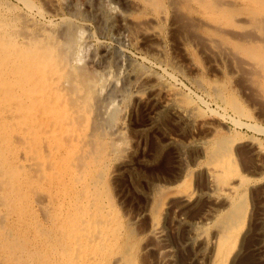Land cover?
<instances>
[{"label":"rangeland","instance_id":"1","mask_svg":"<svg viewBox=\"0 0 264 264\" xmlns=\"http://www.w3.org/2000/svg\"><path fill=\"white\" fill-rule=\"evenodd\" d=\"M36 2L42 5L45 14L49 18L55 19V21H58L57 19L61 16L70 19L72 28H74L72 34L76 32L74 36L72 35V39L79 47V59L80 61L82 60L79 62L80 69H82L80 77L82 78L77 77L78 82H74V85H72L73 91L70 92V89H68L66 92L64 90L65 93H84L85 81L90 77H95V75L96 77L103 76L106 79L115 80L117 89L119 88L122 91L126 89L128 92L132 88L126 84H128L129 80L134 79L131 76H137L136 73L138 71V73H141L144 70H146L145 77L147 78L148 76L149 78L145 80L146 78L144 77V80L140 79L141 81L139 80V82H150L151 78L163 75L161 82L172 84L174 80L167 75L171 72L177 76L178 82H180L175 86L176 91L186 96L189 89H191L189 91L192 92V98L190 97V100L195 104L196 109L201 115L207 113L205 120L200 119L201 117L199 119L201 122L204 121L203 123L208 122L217 131H204L207 127H202L201 122H199L200 124H196V127L199 129L195 131L192 129L194 126H185L165 112L161 113L155 125L156 127L154 126L152 128L148 125L150 122V112L154 106L152 100L147 97V94L144 95L146 99L145 97L140 98V100L139 98H131L128 108L121 112L122 115L119 113L113 123V129L122 131L123 133L125 132L129 155L128 162L117 165L105 153L111 149L109 141L113 137L110 134L112 130L102 125L98 128L94 127L93 115L89 111L87 112V102L80 98L77 100L78 106L75 107V110L78 109V115H80L77 118H86L87 116V122L84 123L85 125L83 124L82 128L83 135L87 137L93 134L95 141L92 145L87 141L79 142L81 144L80 146L82 144H85V146L83 145V149L79 148L77 152V150L73 151L70 146L68 148L66 137L60 135L58 137L57 135L52 139L55 148H53L55 152L53 155L55 158L53 160L58 162L56 165L61 164L60 168L66 166L67 168H71L72 165L70 162L73 156L79 153L84 165V170L81 173L82 177L80 178L81 174L77 177L73 175H65V177H62V175L59 176L58 172L60 168L50 164H46L41 170L38 169L33 172L22 171L21 169L19 171L17 163L21 158H18L13 151L11 152L7 140H4L7 139L6 132L1 127L2 124H0V188L2 189V192H0V264H70L71 256L78 253L81 254L85 264H91L86 261L87 255H93L96 258L93 264H116L115 260L117 259L120 264L128 261L131 264H153L155 255L152 253H147L146 255L142 250V244L151 242L147 236V230L153 220H160L159 222L166 228H171L175 224L173 207H169V203L167 202L177 195L176 190L171 187L173 185L169 186L168 183L175 180L181 174L182 162L180 161L178 152L181 148L186 152L188 167L193 172L192 179L190 180L192 187L205 188L207 173L212 172L216 162H210L208 159L209 156L207 157L199 148L190 145L186 141L191 137H200L207 145V141L217 132L219 133L218 135L226 139V142L235 140L233 146L234 152L231 150L232 158L229 160L230 169L227 175L224 176V182L233 185L240 178L250 180L248 187L241 190L242 192L237 197V202L240 200L245 201L247 211H249L247 217V232L243 238V241H246L243 244L245 248H243L244 250L239 259L244 264H254L259 254L256 251L257 247L253 249V246L264 240V219L259 220L260 217H264V134L255 133L246 128H237L231 123H224L225 125H222L223 123L217 122L218 119L210 116V112L205 111L206 108L197 101L196 97L203 96L202 98L207 100L213 109H217L216 104L218 102L222 104H226L227 102L230 109L236 110L242 120L251 123L254 122L253 124L264 127V0H164V2L163 0H154L151 3H148L147 0H129V2L128 0H36ZM181 5L185 6V8ZM176 6L177 8L181 6L179 9L183 8L184 10H179ZM16 7L18 8L19 6L14 0H0V76L5 69H10L14 75L17 74V72L14 73L15 70L19 69L20 73L17 75V82L20 83L21 74L29 73L32 77L36 73L34 67L37 62L41 63L47 60L48 55L53 51V41L44 38L43 35L31 33L26 38V42L30 44L25 43L26 46L19 45L21 53L26 51V59L14 55L19 48L12 49V54H10L8 51L10 46H7L8 40L3 37L4 28L1 24H4L6 19L9 21L14 17L12 14H15ZM182 11L184 12L183 14ZM123 15H128L130 21L125 22L123 20L124 22H122ZM104 16L108 17L104 19ZM146 20L149 21V25L146 24L148 23ZM137 21H145V23L135 25L134 23H137ZM128 23L133 26H130ZM137 26L140 27L137 28ZM143 29H146V31ZM139 30L141 31L139 32ZM154 30L159 31L160 35L157 37L154 36L153 38L152 32ZM79 31L80 33H78ZM45 33L49 34L48 32ZM35 35L36 37L34 38ZM133 35L135 36L133 37ZM202 35H206V39ZM207 37L214 40L209 41ZM96 39L99 40L96 41ZM11 41L14 42L13 40ZM34 44L40 45L43 49L41 51L37 48L35 49ZM4 45L7 46L5 50L3 49L5 48ZM12 45H16V43L14 42ZM122 49L126 52L122 51ZM223 51H228V54L227 52L223 54ZM8 58H12L13 62L17 64L5 67L9 63ZM147 59L149 62H147ZM158 60L161 61L159 62ZM248 60L256 63L255 68H253L254 71L246 67L245 63ZM139 61L141 63L143 61V64ZM53 68L56 67L48 66L46 71H53ZM57 68L59 69V67ZM89 70L91 71L89 72ZM148 70L149 72H147ZM13 74H10V76L4 75L2 79L0 78V100L2 104H4L5 100L9 103L8 105H13L16 102L14 95H9L8 97L9 88L12 85L5 86L2 84L3 82H11L10 79L13 77ZM23 76L25 77V75ZM157 95L162 97L160 94ZM116 104H119V102ZM42 109L38 107V110ZM58 109L61 110L62 107L60 106ZM83 114L85 115L83 116ZM170 134L184 141L180 147L175 143L169 142L168 135ZM2 136L3 138H1ZM97 140L98 142H96ZM103 145L104 147L102 148ZM97 149L104 152L105 155L103 156L105 159H102L103 161L94 160V153H97ZM48 160L46 161L48 162ZM87 160L89 161L87 162ZM197 160L201 162L199 171H197V167L193 163L197 162ZM91 164L93 165L91 166ZM21 173L23 174L21 175ZM156 183L158 184L156 185ZM35 185L39 187L36 188L34 187ZM11 186H15L14 192H11L9 188ZM157 186L161 190L160 195L156 191L158 190ZM83 189L87 191V195L82 193ZM34 191L37 195L34 194ZM252 192L254 193L252 194ZM97 193L98 195L95 196ZM233 195L234 193L225 188L224 191L215 193L214 197L222 201L225 197H232ZM161 196L164 199L162 204H160ZM82 202L88 203L94 208L98 205L114 207V210L108 209L114 213V217L111 216L113 228L110 230L103 228L105 230L103 232L106 237L112 240L115 235L118 236V239L116 241L108 240L109 243H106L108 245H106V249L103 251L102 247L95 248V246L91 245L88 246L89 249L73 246L72 230L74 226L71 227L68 223V218L78 214L77 209ZM29 203L33 204V206L31 207L32 210L27 212ZM196 203L195 208L189 211V217L191 218H196L200 214L206 201L202 199ZM72 211L75 213L74 216ZM138 216L142 219L140 220ZM208 220L207 222L204 220V222L202 221L198 224L202 227L198 225L197 227L199 230H206L210 237H212L214 230L212 229L214 228L213 219ZM173 230H176L175 232H178V235L175 236L176 238L172 237V239L175 241L179 240L178 238H181L183 235V227H176ZM97 242L100 245L103 243L102 239L95 243ZM139 244L140 246H138ZM262 252L264 253V250ZM188 256V252H182L180 250V263L194 264L193 262L189 263L191 260H188ZM103 259L105 261H102ZM208 263L206 261L204 264Z\"/></svg>","mask_w":264,"mask_h":264},{"label":"bare ground","instance_id":"2","mask_svg":"<svg viewBox=\"0 0 264 264\" xmlns=\"http://www.w3.org/2000/svg\"><path fill=\"white\" fill-rule=\"evenodd\" d=\"M14 1L19 6L18 8L16 7L17 10L15 11V14L14 13L12 14V16L14 15V17L9 21H8V19H6L4 21V24H1V26L3 25V28H4V31H3L4 36L3 37H5V39L8 40L7 46H10L8 49L9 53L12 54V52H11L12 49H18L19 48L17 50V52L15 54L14 53L13 54L18 56L19 58H25L27 56L26 51L24 53H21V49H20L19 45L22 46V45H25V43L30 44L29 42H26V40H27L26 38L31 33H34L37 35L40 34L41 36L43 35L44 38L53 41V49H52L53 51H51L52 53L50 55H48L49 57L47 58V60H45L41 63L37 62V64L34 67L36 70V73L34 75H32V77L29 75V73L23 74V75H25V77L21 74V79H20L21 82L18 83L17 82V75L20 73L19 69L15 70L14 73L17 72L16 75H14L13 72L10 71V69H5V71L2 72V75L0 76V78L2 79L4 77V75L10 76V74H13V77L12 78L10 77L11 82H3L2 84L5 86L12 85V87L9 88L8 97H9V95H14L16 102L13 105H8L9 103L6 102V100H5L4 104H2V101L0 100V124H2L1 127L6 132L7 139H4V140H7L8 146L11 149V152L13 151V153L16 154L18 156V158H21L20 160H18V163H17L18 167L16 166L17 168H19V171H20V169L22 171L26 170V171H30V172L36 171L38 169L41 170V168H43L44 165L46 166V164L54 165V166L60 168L61 164L56 165V164H58V162L53 160V158H55L53 156L55 154V152H54L55 148H54L52 139L57 135H58V137H59V135L62 137H66V139L68 141L67 146H68V148L70 146L73 149V151L77 150V152H78L79 148L83 149L85 144H82V146H80L81 144L79 143L82 141L83 142L87 141V142H89L90 145H92V143L95 141L93 134H90L87 137H85L83 135V129L82 128H83V124L87 122V116H86V118H84V117L83 118H77L80 115H78L79 114L78 109L75 110V107L78 106L77 100H79L80 98H81V100H85V102H87V107H88L87 112L89 111L90 114L93 115L92 118L94 119V122H95L94 127L98 128V127H101V125H102V126H106V128H108V129L112 130V132L108 131L113 136L110 139L111 141H109L111 149L109 151L107 150V152H105V153H107V155H109V157H111L112 160H114L117 165L118 164L121 165L122 163L128 162L127 160H128L129 155H128V148H127L126 139H125L126 135L124 134L125 132L123 133L122 131H118V130L116 131V129H113V125H114L113 123L115 121V118L119 115V113L123 112L126 108H128V106L130 105L129 100L131 98H139V100H140V98L141 99L144 98L145 97L144 95L147 94L148 95L147 97H149L150 100H152V104L154 105L153 106L154 110L151 108L152 111L150 112V114H151L150 119H149L150 122L148 123V125L152 128L157 124L158 117L161 115V113H164V112L173 116L177 121L181 122L185 126L186 125L191 126V127L194 126L192 129L195 131L197 129H199L196 127V124L201 122L200 119L205 120L207 113H204L203 115H201L198 112V110L196 109L195 104L190 100L192 98L191 97L192 92H189V91H191V89H189L188 94H186V96H184V95H182L176 91L175 86H177L176 84L180 83V82H178L179 80H178L177 76H175L171 72L168 73L167 75H169L174 80V82L172 84H165V83L161 82L163 75L151 78L150 82H146V83L142 82L141 83V82H139V80L140 79L142 80L145 77V74H146L145 71L146 70H144V72L140 71L141 73H138L139 72L138 71L136 73L137 76H133V75L131 76V77H134L133 80H129L128 84L125 83L128 86L130 85L129 87L132 88L131 89L132 91L128 90V92L126 91V89H123L126 92L120 90L119 88L117 89L115 80L106 79L103 76L102 77L101 76L96 77V75H95V77H90L89 79H87L85 81V84H84L85 92L84 93H81V92L74 93V94L70 93L71 91H73L72 85H74V82H78L77 77H80V74L82 71V69H80V66H79V62L82 61V60L80 61V59H79L80 58L79 47L76 44V42L72 39V35L74 36L76 32H74L72 34L74 28H72V25L70 23L71 22L70 19H68L64 16H61L60 18H58L57 19L58 21H55V19L49 18L45 14V10H44L43 6L40 5L39 3H37L36 0H14ZM153 1L154 0H147L148 3H151ZM182 1H184V0H182ZM128 2H129V0H128ZM163 2H164V0H163ZM12 4H13V2H12ZM134 4H136V3L134 2ZM169 5H168V7H169ZM186 5H188V4L186 3ZM182 7L185 8V6H182ZM46 8H47V6H46ZM176 8H177V6H176ZM179 8H177V9H179ZM183 8H181V9L184 10ZM162 9H163V7H162ZM181 9H179V10H181ZM185 11H187V10H185ZM10 12H11V10H10ZM173 12L175 13V11H173ZM170 13H172V12H170ZM183 13L184 12L182 11V14ZM104 14H106V13H104ZM57 17H59V16H57ZM106 17H108V16H106ZM106 17L104 16L103 18L105 19ZM122 18H123L122 22H124V21L129 22L130 21V18L128 15H123ZM74 19H76V18H74ZM104 19H102V20H104ZM160 19H162V18H160ZM191 19H193V18H191ZM147 22L148 23H146V24L149 25V21H147ZM137 23H134V24L135 25H142L143 23H145V21L144 22L137 21ZM138 27H140V26H137V28ZM148 27H150V26H148ZM129 30H130V27H129ZM131 30H132V28H131ZM141 30H142V28H141ZM141 30H139V32ZM143 30L146 31V29H143ZM135 31H134V33H135ZM247 31H249V30H247ZM247 31H245V32H247ZM45 32H48L49 34H46ZM78 33H80V31ZM143 33H144V31H143ZM237 33H239V32H237ZM250 33H252V32H250ZM152 34H153L152 37L154 38V36L157 37L158 35H160V32L157 30H154L152 32ZM134 36L135 35H133V37ZM202 36H204V35H202ZM35 37H36V35L34 36V38ZM204 37L206 39V35ZM9 38H11V39H9ZM200 38H198V39H200ZM11 40H13L16 43V45H12V44H14V42H12ZM98 40L96 39V41H98ZM207 40L212 41L214 39L211 40L209 37H207ZM216 43H218V42H216ZM34 45H35V49L37 48L39 51H41L43 49L40 45H37V44H34ZM7 46L4 45L5 48H3V49L5 50ZM16 46H18V47L15 48ZM27 47H29V46H27ZM216 48H218V47H216ZM220 48H222V47H220ZM206 50H208V49L206 48ZM122 51H124V49H122ZM159 51H161V50H159ZM228 51H230V50L228 49ZM228 51H223V54H224V52H227V54H228ZM104 52H106V51H104ZM124 52H126V51H124ZM42 53H43V51H42ZM157 54H158V52H157ZM219 56H220V54H219ZM7 60L9 63H7L5 67H9V65L11 66V65L17 64L16 62H13L12 58H10V59L8 58ZM248 61L245 63L246 67L249 70L252 69L254 71L253 68H255L256 63H254L252 61H249V62ZM147 62H149V60ZM58 64H59V66H58ZM141 64H143V61ZM47 65L51 66V67H56V68H53L52 69L53 71L48 70L49 72H47L46 71V69L48 67ZM57 67H59L60 70ZM237 67L240 68L239 66H237ZM243 67H244V65H243ZM131 68H135V67H131ZM164 69H161V70H164ZM90 71L91 70H89V72ZM147 72H149V70ZM84 73H86V72H84ZM132 73H134V72H132ZM91 74H92V72H91ZM150 74H148V75H150ZM126 77H127V75H126ZM80 78H82V77H80ZM147 78H149V77L147 76ZM147 78L145 80H147ZM80 82H82V81L80 80ZM125 87H127V86H125ZM184 87H187V86H184ZM212 87H214V86H212ZM68 89H70L69 90L70 92L65 93L64 90H66V92H67ZM215 89H213V90H215ZM161 92H162V94H161ZM194 92H196V91H194ZM157 94L162 95V97L158 96ZM216 96H217V94H216ZM202 97L197 96L196 97L197 101L200 102L202 105H204V107L206 108L205 111L210 112L211 117L214 116L215 119H218L217 122L219 121L220 123H223L222 125H225L224 123H231L237 128H246V129L251 130L255 133L264 134V127L259 126L257 124H253L254 122L251 123V122H247V121L242 120L239 117L238 112L236 110L230 109L229 105H227V102H226V104H222L219 102L217 104L215 103L217 105V109H213L211 107L210 103H208L207 100H205ZM145 99H146V97H145ZM118 102H119V104H116ZM5 103H7V104H5ZM60 106L62 107L61 110L58 109V107H60ZM38 107H41V109L42 108L43 109L38 110ZM84 115L85 114H83V116ZM121 115H122V113H121ZM173 117H171V118H173ZM210 121H212V120H210ZM203 122H201L202 127H207V129L204 131H207V130L217 131L216 128L212 127L210 124H208V122H205V123H203ZM205 124H207V125H205ZM84 128H86V127H84ZM218 134H219L218 132L216 134H213V137L207 141V145H206V142H204L200 137L199 138L198 137H191L189 140L186 141L190 145H193V146H196L197 148H199L201 150V152H203L207 155V157L209 156L208 159L210 162L211 161L216 162L212 172L207 173L208 176H207V182H206L205 188L192 187L190 180L192 179L193 172H191V169H189V167H188L187 160H186V152H184L182 150V148L179 150V152H178L179 158H180V161L182 162L181 174L178 177H176L175 180L170 181V183H168L169 186L173 185L171 187H173L177 192V195L172 197L167 202V203H169V207H171V208L173 207L172 210H173V213H175V216H174L175 224H173L171 228H166V227L162 226V224L159 222L160 220L159 221H157V219L153 220V222L151 223L148 230L146 229L147 230V236L149 237L151 242H148L146 244H142L143 245L142 250H143V252L146 253V255H147V253H149V254L152 253L155 255V260H154L153 264H181L180 258H179L180 250H182V252L186 251L189 253L188 260H191L189 263L193 262L194 264H204L207 261V262H209L208 264H244V263H242L243 262L242 260L240 261L239 257L241 256V254L244 250L243 248H245V245L243 246V244L246 241L244 242L243 238L247 232V230H246V228L248 226L247 225V217H248L249 211H247V207H246L247 205H245L246 204L245 201L240 200L239 202H237V197L242 192L241 190H244L245 188L248 187L250 180H246L245 178H240L237 182H234L233 185H229L230 183L226 184L224 182V176L227 175V173L230 169V161L229 160L232 158L231 157V150L234 152L233 146H234L235 140H231L230 142H226V139L224 137H222L221 135H218ZM58 137H56V138H58ZM101 137H102V135H101ZM168 137H169L168 138L169 142L175 143L179 147L184 142V141L180 140L179 138H177L176 136L171 135V134L168 135ZM203 137H205V136L203 135ZM1 138H3V136ZM99 140H100V138H99ZM58 141H59V139H58ZM96 142H98V140ZM105 144H107V143L105 142ZM251 145H254V144H251ZM236 146H238V145H236ZM236 146H235V148H237ZM103 147H104V145L102 146V148ZM59 148H61V147H59ZM89 149H91V148H89ZM238 149L240 150V148H238ZM93 150H94V148H93ZM89 151H87V152L90 153ZM251 152H254V151H251ZM260 153H261V151H260ZM65 154H66V152H65ZM73 154H75V153L73 152ZM198 154H200V153H198ZM94 155H95V158H94L95 161H98V160L101 161L102 159H105V157L103 156L105 154L100 149H97V153H94ZM61 156H62V154H61ZM48 159H50V160H48ZM86 159H88V158H86ZM46 160H48V162ZM83 160H85V159H83ZM88 161L89 160H87V162ZM95 161H94V163H95ZM59 163H61V162H59ZM193 163L197 167V171H199L201 162L197 160V162H193ZM240 163H241V161H240ZM70 164L72 165L71 168L69 167L70 169L67 168V166L60 168V171L58 172L59 176L62 175V177H65V175H73V176L77 177L84 170V165H83V162L80 158L79 153L77 155L73 156V159L70 162ZM70 164H69V166H70ZM92 165L93 164H91V166ZM16 167H14V168H16ZM2 169H1V171H3ZM263 169H264V167H263ZM100 170H101V168H100ZM113 170H114V168H113ZM30 172H28V173H30ZM22 174L23 173H21V175ZM47 174H48V172H47ZM26 176H27V174H26ZM204 176H205V174H204ZM81 177H82V174L80 175V178ZM57 180H59V179H57ZM253 181H254V179H253ZM56 183L58 184V182H56ZM76 183H77V181H76ZM157 184L158 183H156V185ZM15 185H17V184H15ZM161 185H159V186H161ZM55 186H57V185H55ZM34 187H36V185ZM37 187H39V186H37ZM9 188H10L11 192L12 191L14 192L15 186L14 187L11 186ZM86 188H87V186H86ZM225 188H226V190L229 189V191L234 193V195L232 197H225L224 199H222V201H220L219 198L214 197L215 193L220 192V191L222 192V191H224ZM157 189H158V186H157ZM45 191H47V190H45ZM156 191L159 192L158 194L160 195V193H161L160 188ZM0 192H2L1 188H0ZM79 192H80V190H79ZM82 193L87 195V191L84 189H83ZM98 193L95 196H97ZM253 193L254 192H252V194ZM34 194H36V192ZM41 195H42V193H41ZM25 198H26V196H25ZM96 199H97V197H96ZM202 199H204L206 201V204L203 207L200 214L196 218L189 217V211H191L192 208H195V206L197 204L196 202H200V200H202ZM251 199L253 200V198H251ZM80 200H81V198H80ZM84 201H86V200H84ZM110 201H112V200H110ZM248 201H249V199H248ZM78 202H79V200H78ZM163 202H164V199L161 196L160 204H162ZM91 203H93V202H91ZM33 204H30V203L28 204L27 212L32 210L31 207L33 206ZM50 204H51V201H50ZM85 204L86 203H83V202L80 203L79 207L77 206L78 207V209H77L78 214L76 216H74L75 213L72 211L74 213L73 214L74 217L68 218V223L71 225V227L74 226L76 229L75 230L73 227V230H72L73 246L89 249L88 246L91 245V246H95V248H101L102 247V251H103L106 249V245H108L106 243H109L108 240L109 241L112 240L109 237H106L105 233L103 232V231H105V230H103V228H105L106 230L107 229L110 230L113 228V223L111 222V219H112V217H114L113 216L114 213L109 211L108 209L114 210L113 209L114 207L113 206L107 207L106 205H104V206L98 205L97 207L94 208L93 206H91L88 203L86 205ZM23 205H24V203H23ZM65 207H67V206H65ZM74 207H75V205H74ZM42 209H44V208H42ZM38 210H39V208H38ZM4 214H6V213H4ZM159 216H158V219H159ZM251 216H253V215L251 214ZM133 217H135V216H133ZM7 219H9V218H7ZM139 219H140V217H139ZM139 219H137V220H139ZM207 219H209V220L213 219V221L211 220L213 222V226H214V228H212V229H214L212 232V234H213L212 237H210V235L207 233L206 230H199L197 227V225L200 224L202 221L204 222V220H205L207 222ZM263 219H264V217L262 216V217H260L259 220H263ZM38 221H40V220H38ZM250 222H248V223H250ZM198 226H201V225H198ZM176 227H183V235H182V237L180 236L181 238H178L179 240L175 241L174 239H172V237H175L176 235H178V232H175L176 230H173ZM124 228H125V225H124ZM108 232H110V231H108ZM112 234H113V232H112ZM101 239L103 242L101 245L98 244V242L95 243L98 240L101 241ZM117 239H118V236L115 235L113 237V240L116 241ZM125 242H127V241H125ZM99 243H101V242H99ZM115 246L117 248L116 244H115ZM138 246H140V244ZM109 247H110V245H109ZM255 247H257L256 251L258 252L259 256L257 258V261L254 264H264V253L262 252V250H264V240H263V242H260L257 245L253 246V249H255ZM114 251H115V249H114ZM89 252H91V251H89ZM93 253H94V251H93ZM82 254H83V252H82ZM103 255H104V253H103ZM143 255L145 256V254H143ZM100 256H102V255H100ZM130 256H131V254H130ZM151 259H153V258H151ZM86 261L93 264L96 261V258L93 257V255H91V256L87 255ZM102 261H105V259H103ZM149 261H150V259H149ZM115 262H116V264H118V263L120 264L118 259L115 260ZM122 262H124V261H122ZM70 264H85V262L82 259L81 254L78 253V254H73L71 256ZM124 264H131V262L130 261L124 262Z\"/></svg>","mask_w":264,"mask_h":264}]
</instances>
